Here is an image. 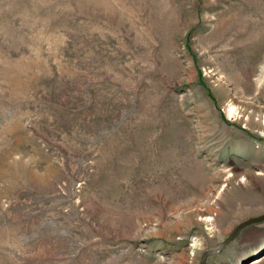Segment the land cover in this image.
<instances>
[{
	"label": "rangeland",
	"instance_id": "obj_1",
	"mask_svg": "<svg viewBox=\"0 0 264 264\" xmlns=\"http://www.w3.org/2000/svg\"><path fill=\"white\" fill-rule=\"evenodd\" d=\"M263 8L0 0V264H264Z\"/></svg>",
	"mask_w": 264,
	"mask_h": 264
},
{
	"label": "water",
	"instance_id": "obj_2",
	"mask_svg": "<svg viewBox=\"0 0 264 264\" xmlns=\"http://www.w3.org/2000/svg\"><path fill=\"white\" fill-rule=\"evenodd\" d=\"M264 219V213L261 214V215H258V216H255V217H251L247 220H244L240 223H238L234 228L233 230L225 237V239L222 240L221 244L225 243L226 241H228L234 234L235 232L241 227L243 226L244 224H247V223H251V222H258V221H261ZM214 252V250H210V251H205L202 256H201V261H200V264H204V260H205V257Z\"/></svg>",
	"mask_w": 264,
	"mask_h": 264
},
{
	"label": "bare ground",
	"instance_id": "obj_3",
	"mask_svg": "<svg viewBox=\"0 0 264 264\" xmlns=\"http://www.w3.org/2000/svg\"><path fill=\"white\" fill-rule=\"evenodd\" d=\"M230 4V3H229ZM152 5V4H151ZM264 9V8H263ZM246 17V16H245ZM240 25V24H239ZM229 37V36H228ZM236 110V107L231 104V103H228L227 104V111L228 113H233L234 111ZM237 112V111H236ZM259 134L263 135L264 136V115H263V120L261 122V127L257 130Z\"/></svg>",
	"mask_w": 264,
	"mask_h": 264
}]
</instances>
